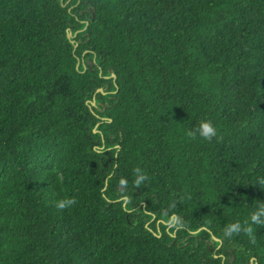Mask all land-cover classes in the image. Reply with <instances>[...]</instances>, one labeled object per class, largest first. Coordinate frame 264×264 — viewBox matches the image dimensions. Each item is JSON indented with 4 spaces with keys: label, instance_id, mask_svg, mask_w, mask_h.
I'll use <instances>...</instances> for the list:
<instances>
[{
    "label": "trees",
    "instance_id": "16d2710c",
    "mask_svg": "<svg viewBox=\"0 0 264 264\" xmlns=\"http://www.w3.org/2000/svg\"><path fill=\"white\" fill-rule=\"evenodd\" d=\"M260 179L264 0H0V264H264Z\"/></svg>",
    "mask_w": 264,
    "mask_h": 264
},
{
    "label": "clouds",
    "instance_id": "9594fccd",
    "mask_svg": "<svg viewBox=\"0 0 264 264\" xmlns=\"http://www.w3.org/2000/svg\"><path fill=\"white\" fill-rule=\"evenodd\" d=\"M187 135L191 138H195L198 135L204 140L211 141L214 137H217L218 130L210 120H202L199 126L193 130H189ZM135 172L136 179L134 182L137 186H139L147 179V177L141 172L140 169H136ZM121 183L124 184L126 183V181L121 180ZM258 184L264 185V179H260L258 181ZM76 203L77 201L74 197H68L57 201L56 207L59 210H64L66 208H71ZM166 223L172 228H175L176 230H181L186 227L184 222L178 216L175 215L168 218ZM253 225L264 226V201H257V206L250 213L248 220L244 221L243 223H241L240 221L229 223L224 228V236L231 237L233 235H238L243 232L249 237L250 242L255 244L256 237L254 234Z\"/></svg>",
    "mask_w": 264,
    "mask_h": 264
},
{
    "label": "water",
    "instance_id": "95a60500",
    "mask_svg": "<svg viewBox=\"0 0 264 264\" xmlns=\"http://www.w3.org/2000/svg\"><path fill=\"white\" fill-rule=\"evenodd\" d=\"M67 37H68V38L75 37V34H74V35H71L70 33H68V34H67ZM71 42L73 43V41H71ZM114 77H115V76L113 75V78H114ZM98 92H102V89H101V88L98 89ZM91 104L94 105L93 102H92ZM214 240L218 241V239H216V238H214ZM250 264H254L253 259H251V263H250Z\"/></svg>",
    "mask_w": 264,
    "mask_h": 264
}]
</instances>
